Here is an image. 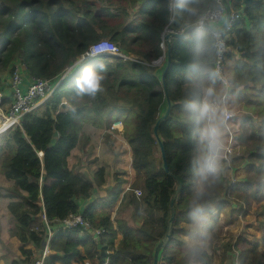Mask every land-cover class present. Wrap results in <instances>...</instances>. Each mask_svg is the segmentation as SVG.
Here are the masks:
<instances>
[{"label": "trees", "instance_id": "trees-1", "mask_svg": "<svg viewBox=\"0 0 264 264\" xmlns=\"http://www.w3.org/2000/svg\"><path fill=\"white\" fill-rule=\"evenodd\" d=\"M172 2L0 0V94L4 106L10 104L12 96L10 81L2 73L13 74L17 61L33 76L57 78L105 37L122 44L127 55L140 56L139 60L95 57L76 66L46 106L26 114L21 126L5 137L0 145V172L12 183L7 187L12 199L8 211L21 244L20 258L10 264H29L35 252L41 259L48 232L45 225L39 231L34 227L43 210L49 220L82 213L93 229H105L101 234L82 227L57 229L45 264H154L156 248L168 231L171 200L177 190L171 238L160 252L159 264H208L211 242L200 235L195 238L201 241L194 243L186 238L191 233L184 224L193 223L192 209L205 207L210 224L228 205L237 203L238 212L246 217L254 203L264 198V1L243 4L230 0L225 4L240 16L232 29L223 33L230 49L221 63L223 77L216 72L217 40L210 28H194L172 37L170 44H165L166 53L161 46L168 28L179 31L196 24L209 10L219 7L217 1L177 0L174 13ZM163 55L166 64L157 73L142 62L151 64ZM100 63L106 66L101 89L94 95L80 91L77 76ZM224 85L228 87L225 107L234 111L237 105L241 109L232 118L238 121L233 145L245 152L225 158L198 199V134L194 116L185 105L198 108L205 103L208 89ZM168 99L171 111L161 123L159 135L169 173L154 136L158 119L168 110ZM211 102L209 94L206 104L215 115L220 107L213 108ZM118 121L124 124L132 169L140 185L131 186L123 199L129 203L124 211L118 213V209L113 219L114 206L127 180L115 175L116 183L101 212L95 205L82 208L80 200H88L97 186L105 183L106 169L99 168L93 180L76 171L70 158L77 146L89 141L86 124L110 130ZM231 169L237 170V176L241 170L243 179H232ZM136 189L142 190L141 196L136 195ZM256 215L264 241V204ZM259 246L258 239L249 240L241 233L236 243L227 244L220 264H227L229 251L238 252L233 257L238 264H264V250Z\"/></svg>", "mask_w": 264, "mask_h": 264}, {"label": "rangeland", "instance_id": "rangeland-1", "mask_svg": "<svg viewBox=\"0 0 264 264\" xmlns=\"http://www.w3.org/2000/svg\"><path fill=\"white\" fill-rule=\"evenodd\" d=\"M74 1L76 2V0H74ZM101 4H105V3H101ZM116 20H118V19H116ZM108 38L109 37H105L104 40H110ZM110 41H112V40H110ZM112 42L115 43L120 48V50L122 51L123 54H125V51L123 50L122 44H120L118 42H114V41H112ZM132 59L135 60L138 58L136 56L132 55ZM148 70L156 73V69H148ZM224 87L223 86H217L213 91V95L211 96V99L214 102L213 103L214 106L220 107L219 111L216 110V112H215L216 116L213 117V121H212L219 128L220 133H221V139L223 141V148H222V152L220 154V162H219L218 170L220 169V167L222 165V161L225 158L229 159L230 154L245 152L243 150L236 148L233 145V143L235 141L234 136L236 135V132H237L236 131V128H237L236 124L238 123V121L237 120H231V121L227 120V115H226V113H229V114L233 115V118H236L240 114L241 109L237 105H235L234 111L229 110L228 105H227V108L225 107L227 104L226 89H228V87L225 85H224ZM7 108H8V103L4 106V110H6ZM119 123H122V121H119ZM120 128H122L121 133H119L118 131H115V134L113 135V134L107 132L105 135L102 134L101 138H100V135L102 133L101 131L91 129L92 138L90 136V140L88 141V143L86 145L80 144L79 146H77L74 149L73 154H78L77 156L82 159L83 155H85L86 150H89V149L95 150L93 155L89 157V158H92V160L88 161V163H93L96 161V159L97 160L99 159L98 157L94 158L97 156L98 148L100 149V151L110 150L112 148H114V151L118 150V152H114L115 153L114 160L117 157H119L118 155H121L120 162H116L114 165L115 168H113V169L116 171L119 168H121L120 170L117 171L118 177L121 179L128 178L129 179L128 181L129 182L131 181V183H132V184H129L128 186H130V185L135 186L136 185L138 187L140 184H139V182L136 181L134 171L131 168L132 166H130V162H131L130 156L132 157L131 147L129 146V144L125 140V136H124L125 130H124L123 125L120 126ZM84 130L86 132H88L87 127H84ZM116 135H118V136L116 137ZM107 137H109V139ZM4 139H3L2 143H4ZM110 140H112L113 142ZM70 164L73 168H75V170H77L76 169V163H75V157L72 158ZM108 167H110V165H108ZM126 167L128 168L126 170V173H128V174L121 173L124 171L122 169H125ZM88 168H89V165H88ZM236 171H237L236 169L235 170L231 169L228 172L230 177L232 179L237 177V178H239V180H242L244 177L243 172H241V170H240L238 173V176H237ZM85 172H90V170H86ZM125 187L126 186L124 185L122 187V190H125L126 189ZM1 189H3V188L0 187V190ZM6 191L9 193L8 189ZM7 201H8L7 197H3V195L0 194V214H1L0 215V243H4L0 247V249L4 253L3 259H4L5 264H10L13 259L20 258L21 253L19 251V247L21 244H20V241L18 239L16 240L13 238L14 231L12 230V227L14 226V220H13V218H10L12 216L7 217L6 213H5ZM128 203H129L128 200H127V203L125 201H122V203L120 204V206L118 208L119 210L117 209L118 213L120 211H124L125 205L127 206ZM263 204H264V198L262 199L261 202L260 201L255 202L253 208H251L249 210V213L247 214L246 217H243V215L238 212L239 207H238L237 203L235 204L237 206L228 205L222 211L219 212L218 217L217 216L214 217V221H211L210 224L208 223L209 227H208L206 233H204V234L200 233L201 238L205 237L206 239H208L209 242H211V246H210L209 250H210V253L212 254V259L209 261L208 264H220L221 259L223 258V254L227 250V244L236 243L237 238L241 233H245L246 237L249 240L258 239L260 241V246H259L260 249L264 250L263 234H262V231L258 228L257 223H256V219H257L256 214H258L262 211ZM114 217H116V215H114V212H113V219H114ZM1 222H2V224H1ZM42 225H45V227L47 229V226L44 222V217L42 215H39L36 222H35L34 229L36 231H39L41 229ZM3 229H4V231H3ZM47 232H48V229H47ZM203 235H204V237H203ZM11 238H13V239L11 240ZM48 239H49V235H48ZM48 239L45 243V246L48 243ZM191 240L192 241H194V240L201 241L200 238H198V239L194 238V240L191 238ZM9 241L12 243L11 248H9V243H10ZM51 241H52V239H51ZM207 244L208 243H206V245ZM50 246H51V243H50ZM37 253H35L33 255L32 261L29 262V264H37V260L40 257L39 254H37ZM234 253H235V255H238V252H234V251L227 252V255H228L227 264L236 263L235 259L233 262ZM35 259H36V261H35Z\"/></svg>", "mask_w": 264, "mask_h": 264}, {"label": "built area", "instance_id": "built-area-1", "mask_svg": "<svg viewBox=\"0 0 264 264\" xmlns=\"http://www.w3.org/2000/svg\"><path fill=\"white\" fill-rule=\"evenodd\" d=\"M217 1L219 4H221V7L205 13L198 22L199 24L204 25L206 23H210L217 26L224 19L227 12V8L224 5V0ZM237 17H239V14L233 15L232 21ZM180 31L182 30L177 31L174 28H168L163 35L164 41L162 46H165L167 34L170 32ZM215 37L217 40L216 45L219 49L216 72L219 77H222L223 67L221 63L228 49L226 48V41L223 38L222 33L215 32ZM101 55H114L121 56L125 59L127 58L122 53L120 48L110 40H100L92 44L85 56L89 58ZM24 68H26V66L21 61H17L15 63V69L10 79L12 101L10 104H8V108L6 110H4L3 99L2 95L0 94V144H2L3 139L8 135L9 132L18 126H21L22 119L26 114L34 112L39 108V103L47 99L57 89V87L60 86L62 81L66 78L68 72L71 70L70 68H67L66 71L59 77L51 79L33 76L30 74L27 68V72L24 70ZM25 79H28L26 83ZM226 115L227 120H230L233 117V115L229 113H226ZM122 125V123L115 125L120 130V132H122V128H120ZM39 154L40 156H43V152H40ZM134 191L136 195H142L141 189H136ZM40 215L44 217V222L48 229L49 239L41 259L37 260V264L45 263L46 257L50 252L51 239L57 229L69 230L76 227H82L84 230H93L98 234H101L105 231V229H93L91 223L87 219L88 217L80 213L71 214L69 217L63 220H49L45 210H43ZM53 225L56 226L54 227Z\"/></svg>", "mask_w": 264, "mask_h": 264}, {"label": "clouds", "instance_id": "clouds-1", "mask_svg": "<svg viewBox=\"0 0 264 264\" xmlns=\"http://www.w3.org/2000/svg\"><path fill=\"white\" fill-rule=\"evenodd\" d=\"M229 1L230 0H227V1L224 0V5ZM237 1H240V0H237ZM217 3H218V1H217ZM220 7H221V4H219L218 8H220ZM209 11H211V10H209ZM228 11H231V10H229L227 8V12ZM227 12H226V15H227ZM235 14H238V13H232L231 12V17H230L228 26L225 28V30L223 32H220V33L223 34L225 31H229L232 29V25H233L234 21L236 19H239L237 17L235 20L232 21V16ZM226 15L224 17L225 20H226ZM239 16H240V14H239ZM224 23H225V21H224ZM196 24H199V23L197 22ZM206 24L212 25L210 23H206ZM206 24H204V25H206ZM213 26L219 27V25H217V26L213 25ZM202 27H206V26H200L199 28H202ZM184 31H185V29H182V31L177 32V33H183ZM213 32L215 34V31H213ZM0 37H1V33H0ZM225 41H226V48L229 51L230 49L227 46V40L225 39ZM162 42H163V40H162ZM166 43H168V42L165 40V44ZM216 47H217V45H216ZM162 48H163V46H162ZM217 49H218V47H217ZM228 51H226V52H228ZM218 52H219V49H218ZM85 55H86V53L82 56V58L91 59V58L101 57V56H114V55H101V56H95V57L87 58V57H85ZM124 55L127 57L126 59L121 57V56H115V57H120L123 60H133L129 54L127 55L125 53ZM136 57L138 59H135V60L140 59L138 56H136ZM160 59L153 61L151 64L154 66H157V65L160 66V65L165 64V61H166L165 55H163ZM142 62L146 63L147 65H151L150 63H147L145 61H142ZM69 68L71 70L68 72L66 78L72 72L73 65L69 66L68 69ZM105 69H106V66L103 63H100L98 68L86 69L83 73H81L79 76H77V79H76L77 88L80 91L87 92L89 94L94 95L95 93H97L101 89V83L104 79L103 73H104ZM224 73H225V71L223 68L222 77L224 76ZM49 97L43 101L47 102L49 100ZM185 108L188 109L189 112L194 116V123H195L196 129H197V134H198L199 152H198V155H197L196 160H195V168H196V175L199 178L197 180V183H196V196L199 199V197H201L203 195V188H204L205 183L208 181L209 177L214 176L218 170L219 162H220V154H221L222 148H223V141L221 139V133H220L219 128L212 122L213 109L211 108L210 105L205 104V103H201L200 106L198 108H196L193 105L188 104V105H185ZM37 110H40V109L38 108ZM232 118L230 119V121L232 120ZM116 124H119V121L116 122L115 125ZM122 124H123V122H122ZM123 127H124V124H123ZM114 129L118 130V132L121 133L117 127ZM191 215L193 217V223L197 225L201 234L206 233L207 228H208V217L206 215L205 207L197 205L196 207H194L192 209ZM188 249L190 252L195 254L196 250L192 245H189Z\"/></svg>", "mask_w": 264, "mask_h": 264}, {"label": "crops", "instance_id": "crops-1", "mask_svg": "<svg viewBox=\"0 0 264 264\" xmlns=\"http://www.w3.org/2000/svg\"><path fill=\"white\" fill-rule=\"evenodd\" d=\"M145 1V0H144ZM176 3H177V0H173V2H172V4H171V8L172 9H174L173 10V13H174V11H175V6H176ZM224 21H225V18L219 23V27H221L223 24H224ZM101 40H104V38H102ZM171 40H172V38H171ZM163 41H164V39H163ZM163 43V42H162ZM162 46V45H161ZM163 49L165 50V53H166V48L163 46ZM129 55H130V57H132V55H134V56H137V55H135V54H132V53H128ZM101 57H106V56H101ZM109 57H111V56H109ZM138 57H140V56H138ZM88 60H90V59H84V58H82V57H80L77 61H75V63L73 64V70L75 71V69L80 65V64H82V63H84V62H86V61H88ZM141 60H143V58H141ZM144 64H146V63H144ZM165 64H166V61H165ZM165 64H163V65H160V66H154V65H149L150 66V69H156V73L158 72V69H161L162 70V68L165 66ZM77 66V67H76ZM24 70L27 72V70H26V68H24ZM72 70V72H74ZM2 76L4 77H7V79H8V81H10V79H11V76H12V74L11 75H9V73L8 72H3L2 73ZM27 80L28 79H25V83L27 82ZM225 85H227V83H224ZM228 86V85H227ZM216 88V87H215ZM214 88V89H215ZM214 89H208L207 90V93H206V97H205V104H206V98H207V96L210 94V96H212L213 95V91H214ZM215 94V93H214ZM50 98V97H49ZM212 100V99H211ZM214 102L212 101L211 102V104L213 105V108H215V106H214V104H213ZM46 104H47V102H45V101H41L40 103H39V109H42V108H44L45 106H46ZM215 115L213 114V117H214ZM116 123V122H115ZM115 123L112 125V129H110V130H104V129H99V128H96V127H94L93 125H91V124H86L85 125V127H87V131L88 132H86L85 130V134L89 137V140H90V136H91V138H92V131H91V129L92 130H97V131H101L102 133H101V135H100V138L102 137V134H106L107 132L108 133H111V134H115V131H118V130H116V129H114V128H116V126H115ZM119 134V133H118ZM120 135V134H119ZM118 135H116V137H117ZM108 139H109V137H107ZM116 139V138H115ZM110 141H112V140H110ZM120 141V140H119ZM113 142V141H112ZM95 152V150H91L90 152H88L87 150L85 151V155H83V157H82V159L81 158H79L77 155L78 154H72V156H71V158H70V162H71V160H72V158L73 157H75V163H76V171H79V172H81V173H84V174H88L89 176H90V178H92L93 180H94V177H95V174H96V171L99 169V168H101V167H104L105 169H106V176H105V183L102 185V186H100V187H98L97 186V188L95 189V191L92 193V195H91V197L88 199V200H80V203H81V206H82V208H85L86 206H88V205H95L96 207H98V210H99V212H101L102 211V208H104L105 206H106V204L107 203H105V201H106V199L110 196V192H109V190L113 187V185H115V179H114V177H115V175H117L118 176V170H120L121 168H119L118 170H114L113 168H115V163L116 162H120V158H121V155H118L119 157H117L115 160H114V156H115V153L114 152H118V150H115L114 151V148H112V149H110V150H104V151H100V149L98 148V150H97V156L96 157H94V158H99L98 160L96 159V161L95 162H93V163H88V161H91L92 160V158H89L90 156H92L93 155V153ZM87 153V154H86ZM111 160V161H110ZM130 166H132V157L130 156ZM121 164V163H120ZM88 165H89V168H88ZM108 165H110V167H108ZM132 168V167H131ZM128 168L126 167L125 169H122V170H124L123 172H121V173H125V174H128V173H126V170H127ZM86 170H90V172H85ZM134 171V170H133ZM130 174V173H129ZM134 174H135V172H134ZM119 178V177H118ZM6 178L1 174V172H0V187H2L3 189H1L0 190V194H2L3 195V197H7V199H8V201H7V204H6V208H5V210H6V216L7 217H10L11 216V214H10V212L8 211V204H9V202L12 200L11 198H10V196L9 195H11L10 193H8L6 190H7V187L8 186H11L12 185V183L11 182H8V181H6L5 180ZM121 179V178H120ZM126 180H127V182L126 183H124L123 185H122V187L125 185L126 187V189L125 190H123V192H122V195H121V198H120V200L118 201V203L114 206V207H116V208H114V210H113V212H114V215H116V213H117V209L119 208V206H120V204L122 203V201H123V199H124V197H125V195L127 194V192L128 191H130L131 190V186L132 185H130V186H128L129 184H132L131 183V181L129 182L128 180V178H125ZM124 179V180H125ZM128 186V187H127ZM121 187V188H122ZM130 188V189H129ZM5 200V199H4ZM80 214H82V213H80ZM1 215V214H0ZM10 218H13V217H10ZM13 220H14V218H13ZM1 224H2V222H1ZM184 226L190 231V233H191V235H188V236H186V238H187V240L189 241V243H194L192 240H191V238L194 240V238L195 237H198L199 235H200V230H199V228L197 227V225L196 224H194V223H192V224H184ZM12 230L14 231V235H13V238L14 239H16L17 240V237H16V235H15V225L12 227ZM3 231H4V229H3ZM203 237H204V235H203ZM13 238H11V240L13 239ZM121 238V235H119V239ZM194 241H196V240H194ZM10 242V241H9ZM4 243H0V247L3 245ZM12 247V243L10 242L9 243V248H11ZM16 250V249H15ZM35 253H37V252H35ZM38 254V253H37ZM3 255H4V253L1 251V249H0V264H5V262H4V259H3ZM238 259H236V263L238 264ZM220 262V261H219ZM45 264V263H44ZM74 264H83V263H74ZM86 264H94V263H92V262H86Z\"/></svg>", "mask_w": 264, "mask_h": 264}, {"label": "water", "instance_id": "water-1", "mask_svg": "<svg viewBox=\"0 0 264 264\" xmlns=\"http://www.w3.org/2000/svg\"><path fill=\"white\" fill-rule=\"evenodd\" d=\"M225 1H227V0H225ZM255 1H264V0H240V2H242L243 4L253 3ZM230 17H231V11H228L227 15H226L225 23L221 27H215L213 25H208V24H206V25L195 24V25L187 27L183 33L188 32V31H190V30H192L194 28H199L200 26H206L207 28H210L212 31H215L217 33L223 32L225 30V28L228 26ZM181 34L182 33L170 32L166 36V41L170 44V41H171L172 37L180 36ZM169 66H170V61L168 62V66L166 67V69L164 71V74L168 70ZM170 111H171V102L168 99V110H167V112L164 115H162L158 119V121H157V123H156V125L154 127V136L156 137L157 143H158V145H159V147L161 149V154H162V158H163L164 168H165L167 173L170 172V168H169V163H168V160H167L165 146H164V143H163V141H162V139H161V137L159 135V127H160L161 123L167 119V117L169 116ZM180 187H181V184H180ZM178 193H179V190L176 191L174 197L171 200V207L173 209V213H172V216H171L170 221H169L168 231H167L166 235L164 236V238L161 240V242L159 243V245L156 248L154 264H159L160 252L163 249V247L168 243L169 239L171 238V231H172V228H173V222H174L175 215H176L175 200H176V197H177Z\"/></svg>", "mask_w": 264, "mask_h": 264}]
</instances>
